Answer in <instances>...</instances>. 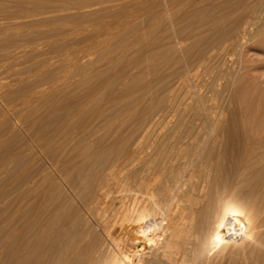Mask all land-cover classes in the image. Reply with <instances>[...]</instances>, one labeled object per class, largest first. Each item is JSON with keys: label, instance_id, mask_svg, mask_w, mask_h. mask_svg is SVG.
I'll return each instance as SVG.
<instances>
[{"label": "rangeland", "instance_id": "374dc122", "mask_svg": "<svg viewBox=\"0 0 264 264\" xmlns=\"http://www.w3.org/2000/svg\"><path fill=\"white\" fill-rule=\"evenodd\" d=\"M253 4L264 10V0H0V264H57L63 245L77 248L83 233L90 240L92 225L83 208L102 187L105 172L141 139L148 145L174 125L177 94L180 109L199 105L198 85L210 103L203 112L208 115L193 120L186 112L183 118L194 132H203L204 143L214 141V158L201 163V149L190 164L179 160L174 199L201 163L204 177L192 181L207 182L198 184L194 197H202L208 184L220 186L212 191L224 186L223 196L233 192L231 199L258 216L261 241L256 236L209 253V225L196 235L204 245L190 264H264V11L243 39L249 41L224 57V69L201 79L188 70L232 39ZM221 72L226 75L220 78ZM182 80L186 85L179 88ZM248 149L254 155H246Z\"/></svg>", "mask_w": 264, "mask_h": 264}, {"label": "bare ground", "instance_id": "6f19581e", "mask_svg": "<svg viewBox=\"0 0 264 264\" xmlns=\"http://www.w3.org/2000/svg\"><path fill=\"white\" fill-rule=\"evenodd\" d=\"M245 3H246V1H245ZM245 3H243V4H245ZM261 4H259V5H261ZM245 5L247 6V4H245ZM257 5H254V7L252 6L250 8L247 7L248 9L244 8V9H247L245 12V15H246L245 21H244V19H241L240 24H238V28L239 27L240 28L238 30H236L235 35L232 34L233 37H230V38H232L231 40H229V39L225 40L224 39L223 41L219 42L220 44L218 45L217 48L210 49L209 51H207V53H204V55L196 63H194L195 68L193 67V65H190L188 70L190 69L192 71L191 72V74H192L191 78L196 77L199 79V77H200V79H201L204 77H209L210 75L213 74V70H216V69L221 70V68H223V69L225 68L224 57L226 55L228 56V54H229L228 52L230 50L232 53L233 52L232 49L234 50L240 44L242 45V40L244 39V37L246 35H248L249 27L255 21H257L260 16H262L261 13L264 10H262L261 7L259 5L258 6ZM262 8H264V7H262ZM243 11H241V12H243ZM176 12L177 11H175V13ZM195 16L197 17L198 15H195ZM218 19L219 18H217V20ZM215 20H216V18H215ZM203 22H205V21H203ZM221 23H222V21H221ZM205 27H203V28H205ZM255 27H257V26H255ZM255 27H252L251 29H254ZM197 28H198V26H197ZM203 28H201V29H203ZM207 28H208V24H207ZM249 35H251V34H249ZM228 37H229V35H228ZM247 42L244 41V43H247ZM230 59H232V57ZM226 62L227 61H225V63ZM229 68L233 69L231 67H229ZM227 70H229V69H227ZM198 71H200V74L196 75ZM233 71H229V72L232 73ZM223 72H225L227 74L228 71L227 72L223 71ZM226 74L221 72L220 78ZM227 76H229V75H227ZM218 77H219V74H218ZM184 78L186 79V77H184ZM220 78H218V80ZM214 80L212 79V81H211L212 83L211 82L208 83V84L211 83V85H209V88L213 89ZM183 81L184 80H182L180 82L178 81V84L176 83L179 88H183L186 85ZM193 82H195V81L193 80ZM223 84H224V82H223ZM199 86H201V85H198V87L193 86L194 89H197L196 92L194 91L195 93L202 94V102L199 105H193L191 107L188 106L189 108L187 107V108L180 109L179 108L180 104L177 101V98H179L178 97L179 95L177 94L178 96L176 95V97H174V116L176 117L174 125L172 127L167 128L165 131H162V133H159L160 135L157 134L155 136L156 139H154L152 141V143H150L148 145L145 142H143L144 139L143 140L141 139L140 142L137 141L138 144H136L132 150H129V152H127L125 155L123 154L124 156H122L121 158L119 157L120 159L118 161L114 162L112 165L110 164L111 166L107 170V172L104 171L105 173H107V174L103 173V175L105 174L103 176V182L104 183L102 184V187L100 186L101 188L99 187V190L96 192V194L94 193L95 196L93 197L91 204H89L91 206H89V205L87 206L85 203L82 204L83 206H84V204L86 205V207H84L83 209L86 211V214L90 218V221H87V222L88 223L91 222V225H92V227H89L90 229L92 228V230L90 232L91 239L87 240L86 234L83 233V234L79 235L80 245L77 248H71L70 246H67V245H66V247H63L64 246L63 245L62 249L60 248L62 253L60 255V258H58L59 261L57 262V264H190L191 257L194 256L195 254H197V256H198L199 252L202 249V245H204V243L201 244V242L198 241V238H196V235H197V233L202 232L203 229L205 230V228L208 227L209 225H212L210 234L209 233L207 234L208 238L206 239L208 246H209V250H208L209 253L217 251V250L223 251V250L227 249L229 246L235 245L239 241H241V242L242 241L244 242V240H246V241L248 240V242L253 241V240L255 241V237L256 236L258 237L259 228H261L258 226V222H257L258 216L256 214L250 215V214L245 212V210H244V208L246 206L245 202H240L239 200L236 201L237 199L236 200L231 199L230 197L233 194V192H230V193L227 192L228 193L227 196H223L225 194L224 186L223 187L221 186L222 188H219V189L212 191V189L220 187L214 183L217 187H214L215 185H212L214 188L211 189V187L208 184L207 186L204 187V189L206 190L205 193L200 195V196L203 195L202 197H200V198L194 197V193L197 191L199 192L198 188H201L202 186H204L205 182H207V181H205V182L202 181V183H201V181H197L198 183H195L192 181V177L194 178V175H195V177H198L199 179L201 178V180H202L204 177V172H203L202 168L204 166L203 165L201 166L200 164L202 162L209 164L211 162V160L214 158L213 157L214 141H212V139H211V141L204 143L205 140H202V136L200 135L203 132H201V131H200L201 133L194 132V128L192 127V122L186 121L183 118L186 112H188L190 114L189 118L191 117V119H193V120H195L197 118L199 119L200 117H202V115H204V118L207 117V115H208L207 112L205 114L203 112L205 111V108H206L205 105L208 103H205L207 100L205 101L206 97L203 98L204 90H201V88H199ZM187 87H188V85H187ZM189 87H191V85ZM224 87H226V86H224ZM224 87H223V89H225ZM227 87H228V85H227ZM192 89L193 88L191 87V90ZM192 92H193V90H192ZM194 92H193V94H194ZM175 94L176 93H174V95ZM190 94H192V93H190ZM224 94H227V93H224ZM172 96H173V94H172ZM223 96H225V95H223ZM190 98H191V96H190ZM194 98H195V96H194ZM97 99H98V97H97ZM128 99H130V98H128ZM196 99H195V101H197ZM211 99H214V98H211ZM217 99L218 100L220 99V102L222 101L221 97L217 98ZM222 99H223V97H222ZM215 102H217V100ZM218 105L220 106V103H218ZM181 106H182V104H181ZM184 107H186V106L184 105ZM211 107H212V105H211ZM216 107H218V106H216ZM161 111H163V110H161ZM165 111H167V110L164 109V113H165ZM166 113L169 114L170 112H166ZM160 114H163V112H160ZM165 115L167 116V114H165ZM165 115H160V116H165ZM156 117L154 118L155 120H156ZM160 118L157 120L161 121ZM185 118H188V116ZM165 119H167V118H165ZM207 121H208V119H207ZM152 122H153V120H152ZM142 123L144 125V122H142ZM156 123L154 122V124L153 123L152 124L155 125ZM140 125H142V124H140ZM154 127H156V126H154ZM164 127H166V126H164ZM158 128L159 127H157V130H158ZM117 129H118V127H117ZM144 130H145V128H144ZM146 131H147V129H146ZM144 132H142V133H144ZM146 135L149 136V133ZM90 138L92 139L93 137H90ZM100 139L102 140V138H100ZM123 140H125V139H123ZM126 141H128V139ZM145 141H146V139H145ZM89 142H91V141H89ZM123 143H125V142H123ZM127 143H129V142H127ZM131 143H133V142L131 141ZM121 144H122V142H121ZM118 145L119 144H117V146ZM127 145H129V144H127ZM107 148H109V147L107 146ZM123 148H121V150ZM215 148H216V146H215ZM88 149H90V147ZM126 150H128V149H126ZM199 150L202 151L200 154L201 163L199 165H195L194 168H191L192 170L185 177L184 182L180 186V193L178 192L179 195L177 197H175V199H174V189L176 188V185H174V182L177 179V174H178L177 170H176L177 169L176 168L177 163L179 162V160H183V165L184 164L185 165L190 164L191 162H193L194 158L199 155V153H198ZM106 152H108V151L106 150ZM253 152L254 151L252 149H250L248 154H246V155L252 156V155H254ZM97 156H98V159L100 160L101 158H99V155H97ZM248 156H247V158H248ZM77 157H75V158H77ZM253 157H252V159L255 158V157L254 158ZM261 157H262V155H261ZM79 158H77V159H79ZM252 159L250 158V160H252ZM70 160L71 159H69V161ZM83 160H85V159H83ZM105 160H107V159H105ZM254 160H256V158ZM72 161H75V160L72 159ZM88 161L85 160V163ZM214 162H215V160H214ZM215 163H217V162H215ZM252 165H254V163ZM205 166H207V165H205ZM243 166H245V165H243ZM248 166H245V167H248ZM73 167H75V166H73ZM81 168H83V167H81ZM185 168H187V167H185ZM208 168H210V167H208ZM248 168H246V169H248ZM73 170L71 172H73ZM64 171H62V173ZM86 171H87V175H88V169ZM93 171L95 172V170H93ZM243 171H244V169H243ZM205 172H207V170ZM68 173H66V174L68 175ZM184 173H185V171H184ZM90 174H91V171H90ZM185 174H187V173H185ZM67 175H66V177H68ZM211 175H213V174L210 173L209 176H211ZM94 176H95V174H94ZM211 177H212L211 182H213V176H211ZM59 179H62V177ZM81 181H82V179H81ZM195 181H196V179H195ZM86 182H88V181H86ZM93 182H92V184H93ZM100 183H101V181H100ZM177 183H178V181H177ZM200 183H201V185L203 184L201 187L198 186V184L200 185ZM222 184L224 185V183H222ZM64 185H65V183H64ZM83 186H85V183ZM94 186L96 187V185H94ZM75 189H77V188H75ZM80 190H82V189H80ZM96 190L97 189H95V191ZM74 191H76V190H74ZM251 193H253V192H251ZM77 195L79 196L78 193H77ZM74 196H75V198L77 197L76 195H74ZM84 197H85V195H84ZM86 197H88V195ZM75 198H73V199H75ZM242 201H244V200H242ZM68 202L66 201V203H68ZM79 204H81V203H79ZM262 204H264V203H262ZM61 205L63 206V204H61ZM61 205H59V206H61ZM82 205H81V207H82ZM248 205H249L248 207L250 208V207H253L254 203L251 202ZM59 209H61V208H59ZM245 209H248V208L246 207ZM248 211H249V209H248ZM249 213H250V211H249ZM84 217H85V215H84ZM156 219H158V221H156ZM147 221L149 222V224H146ZM85 222H86V220H85ZM262 222H264V221H262ZM144 224H146V225L143 226ZM68 225H69V223H68ZM83 225H84V223H83ZM44 226H46V224ZM71 228L73 229V227H71ZM84 228H86L85 225H84ZM37 229H39V227ZM67 231H70V230H67ZM205 231H207V230H205ZM35 232H33V233H35ZM87 233H89V232H87ZM203 233H205V232H203ZM97 236L100 237V241L97 240L98 239ZM37 239H38V237H37ZM203 239H205V238H203ZM262 239H264V238H262ZM65 240H66V238H65ZM37 241H38V243H37V247H38L39 244L41 245V242L39 243V240H37ZM256 241H257V243H259V241H261V238L258 237V239ZM262 242H264V241H262ZM68 243H70V242H68ZM70 245H71V243H70ZM75 245H76V243H75ZM42 246H43V244H42ZM45 247H46V245H45ZM43 248H44V246L42 247V249ZM47 249H48V247H47ZM49 249H51V247ZM45 251H44V254H45ZM56 254L57 253H55V256H56ZM53 256H54V254H53ZM53 256H52V258H53ZM45 257H47V256H45ZM38 262H40V261H38ZM46 262H47V260H46ZM54 263H56V262H54Z\"/></svg>", "mask_w": 264, "mask_h": 264}]
</instances>
